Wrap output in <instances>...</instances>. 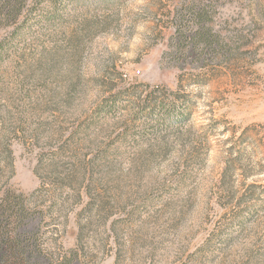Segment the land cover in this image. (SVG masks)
<instances>
[{
    "label": "rangeland",
    "instance_id": "rangeland-1",
    "mask_svg": "<svg viewBox=\"0 0 264 264\" xmlns=\"http://www.w3.org/2000/svg\"><path fill=\"white\" fill-rule=\"evenodd\" d=\"M7 1L0 199L61 205L44 264H264V0Z\"/></svg>",
    "mask_w": 264,
    "mask_h": 264
},
{
    "label": "trees",
    "instance_id": "trees-1",
    "mask_svg": "<svg viewBox=\"0 0 264 264\" xmlns=\"http://www.w3.org/2000/svg\"><path fill=\"white\" fill-rule=\"evenodd\" d=\"M80 1L87 3L89 0ZM104 1L102 0V2ZM13 4L12 0H8L5 9L11 8ZM21 14V9H19L13 15L12 21L15 22L18 20ZM196 17L197 15H195ZM199 37L204 38V35L198 29L196 32L186 34L185 40L193 47L190 52L191 55H194V52H196V44ZM208 39L205 37V40L208 41ZM55 158H50L49 164L47 165L49 169H54ZM82 171L83 169L77 171L80 176L83 174ZM53 173L55 174L54 170H52ZM76 179H78V175L75 176ZM81 182L79 186L66 187L73 194L69 198L74 197L82 201ZM59 197H62V195ZM27 200L28 198L24 194L16 195L9 191L0 199V264H44L45 262V251H43L40 234L43 225L47 223L45 214H55V211L60 209L59 207L61 205L54 203L48 208V212H45L37 207H34V209L29 208ZM79 240H81V237H79ZM71 254L69 258H65L57 264H80L77 252L72 251Z\"/></svg>",
    "mask_w": 264,
    "mask_h": 264
}]
</instances>
